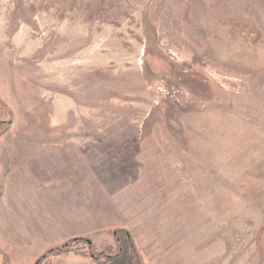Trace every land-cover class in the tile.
I'll list each match as a JSON object with an SVG mask.
<instances>
[{
	"label": "rangeland",
	"instance_id": "1",
	"mask_svg": "<svg viewBox=\"0 0 264 264\" xmlns=\"http://www.w3.org/2000/svg\"><path fill=\"white\" fill-rule=\"evenodd\" d=\"M0 121V264H264V0H0Z\"/></svg>",
	"mask_w": 264,
	"mask_h": 264
},
{
	"label": "trees",
	"instance_id": "2",
	"mask_svg": "<svg viewBox=\"0 0 264 264\" xmlns=\"http://www.w3.org/2000/svg\"><path fill=\"white\" fill-rule=\"evenodd\" d=\"M0 122L5 123L6 121H0ZM127 234H128V233H127ZM82 239H83L82 237H76V238H73L71 241L66 242L65 244H63V245H61V246H59V247H57V248H53V249H51V250L49 251V253L43 255L42 258L47 257L48 254H50V253H52V252H54V251L64 250V249H66L67 247H69V245H70L72 242H75V241H77V240H82ZM119 240H120V238H119ZM130 240H131V238L127 239V240H126L127 243H129ZM130 243H131V242H130ZM131 247L134 248L133 245H131ZM124 248H125V247H122V248H121V251H120L119 253H117V254H115V255H110V256H108V257L111 258L110 260H112L111 264H126V263L128 262V261H127V258H123ZM92 254H93L94 257H97V258H98V257H100L101 255H106V252H100L98 255H95L94 253H92ZM122 260H124V261L121 262Z\"/></svg>",
	"mask_w": 264,
	"mask_h": 264
},
{
	"label": "crops",
	"instance_id": "3",
	"mask_svg": "<svg viewBox=\"0 0 264 264\" xmlns=\"http://www.w3.org/2000/svg\"><path fill=\"white\" fill-rule=\"evenodd\" d=\"M82 255H81V254ZM69 255L70 256H72V258H71V260H72V262L71 263H73V262H79V261H81V262H90V264H97V263H95L94 261H93V256H91L89 253H87L85 250H79V251H77V252H73V251H71L70 253H69Z\"/></svg>",
	"mask_w": 264,
	"mask_h": 264
},
{
	"label": "water",
	"instance_id": "4",
	"mask_svg": "<svg viewBox=\"0 0 264 264\" xmlns=\"http://www.w3.org/2000/svg\"><path fill=\"white\" fill-rule=\"evenodd\" d=\"M88 242H89V244H90V246L92 245V241L91 240H88Z\"/></svg>",
	"mask_w": 264,
	"mask_h": 264
},
{
	"label": "flooded vegetation",
	"instance_id": "5",
	"mask_svg": "<svg viewBox=\"0 0 264 264\" xmlns=\"http://www.w3.org/2000/svg\"><path fill=\"white\" fill-rule=\"evenodd\" d=\"M107 256H110L109 254H107ZM100 258V257H99Z\"/></svg>",
	"mask_w": 264,
	"mask_h": 264
}]
</instances>
